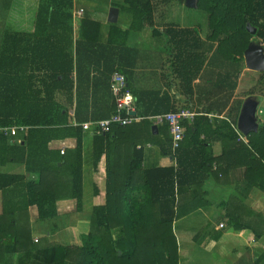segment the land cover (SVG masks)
I'll list each match as a JSON object with an SVG mask.
<instances>
[{"label":"trees","instance_id":"1","mask_svg":"<svg viewBox=\"0 0 264 264\" xmlns=\"http://www.w3.org/2000/svg\"><path fill=\"white\" fill-rule=\"evenodd\" d=\"M35 1L21 0L17 6L12 4L11 17L21 14V10L22 13L29 10ZM122 1L119 8L130 15L129 27L122 30L116 23L110 24L106 43H100L99 24L89 17L81 19L79 37L74 38L73 0H38L37 8L34 6V21H29L33 30L19 35L24 40L23 53L16 54L13 42L7 53L3 51L0 55L1 63L13 65V68H0V127L26 128L22 144L10 143L9 136L0 134V164L20 161L25 171L36 175L35 179L27 180L25 175L0 173L3 205L0 264H5L14 253L19 254L18 264H178L173 222L197 206L191 205L190 200V206L181 210L179 195L184 188L190 189L192 199L197 193H204L203 185L215 171L210 141L201 139L200 135L207 136L206 130L213 131V126H230L217 117L210 120L206 114L224 112L225 117L236 124L243 98L251 97L259 104L260 97L256 94L264 96V71H257L254 85L237 91L239 75L245 68V49L252 39L264 43V0H198L197 8L202 9L207 18L205 37L200 36L197 28L172 24L164 28V35L176 50L175 58H179L182 90L191 94L193 81L211 61L217 64L219 71L208 94H224L226 101L212 100L190 123L184 120V138L171 151L168 125H158L159 131L153 134L150 117L178 111L173 98L167 91L133 93L137 97L136 112L142 119L95 134V158L106 156L105 189L101 201L92 208L90 227L81 235V244L34 242L29 220L23 221L20 211L24 210L27 217L28 207L35 205L37 219L46 220L57 215V200L70 197L76 198L78 203L80 199V132L83 129L81 123L72 124L66 101H72L73 93L77 95L80 89L87 94L94 92L98 77H92L91 72L98 71L99 67L108 75L114 71L126 75L124 63L114 58L120 57L116 54L119 48L128 49L129 30L149 28L158 32L155 16H159V10L172 2L184 3V0ZM248 26L255 32L250 33ZM9 35L14 41L16 33ZM16 62L20 64L17 69L14 68ZM152 95L161 102L159 107L147 109L146 105L139 104L141 99H151ZM185 107H189V102ZM114 111L112 97L109 116ZM133 124L137 126L138 136L132 144H156L162 154L175 160V167H144L143 150H135V147L128 156H123L119 147L122 135L126 127ZM69 136L76 139L73 163H68L65 155L44 150L52 139ZM227 137L237 139L233 130ZM236 144L232 143L230 152L232 156L238 154L241 161L225 163V168L241 169L243 178L251 186L264 191V122H259L258 130L247 135L246 143H239L240 149ZM234 200L237 203L234 209H229L227 201L224 203V216L230 229H247L255 239L260 238L264 233V217L246 220L239 202ZM254 264H264V249Z\"/></svg>","mask_w":264,"mask_h":264},{"label":"crops","instance_id":"2","mask_svg":"<svg viewBox=\"0 0 264 264\" xmlns=\"http://www.w3.org/2000/svg\"><path fill=\"white\" fill-rule=\"evenodd\" d=\"M19 1L21 0H0V55L3 51L7 53V49L13 46L14 42L16 54L20 56L24 50V40L19 35L30 33L33 30V24L29 25V21H34L38 0L33 2V7L30 6L29 10L25 9L23 13L21 10V14L17 13L15 18L11 17L10 7L12 4L17 6ZM82 1L89 5L90 10H97V5L101 1H108L111 7L119 9L116 25L122 30L129 27L130 15L119 8L123 4L122 0H73L74 38L79 37L81 19L87 17L83 15ZM79 10H82L80 15L78 14ZM121 12L123 16L119 18ZM89 18L99 24L98 41L106 43L109 25L114 24L108 21V14L106 18L99 17V15H92ZM169 24L180 26L161 15L160 17L155 16V27L159 29L158 32H152L149 28L138 31L129 30L126 38V46L129 50L119 48L116 54L120 57H116L114 60L124 63V69L127 71L125 75L127 85L132 93L158 91L162 94L167 91L179 109L189 108L195 112V116L201 115L199 111L208 107L212 100L226 101L224 94L222 96L216 93L208 94L209 89L214 85L219 67L210 61L212 57L210 54V62L205 64L198 77L193 81V91L187 95L179 84V58H175L176 50L169 43L168 37L164 35V28ZM13 32L16 33L14 41L9 35ZM205 35L206 32H200L202 38ZM174 62H177V65H174ZM19 67L20 64L16 62L14 68ZM0 68H13V65L0 62ZM97 69L98 71L91 72L92 77H98L94 92L89 91L87 94L80 89L77 95L75 92L73 93L72 101H66L72 124L105 118L112 112V96L109 89L111 74L108 75L107 71L100 67ZM247 70L245 66L239 75L237 91L241 87V75ZM152 96L151 99H141L139 104L146 105L147 109L159 107L161 102L155 95ZM135 98L137 100V97ZM246 98L244 97L243 101ZM152 101L156 105H152ZM228 101L229 106L232 98ZM186 102H189V107H185ZM136 105L135 114L142 117L137 114ZM206 116L210 120L217 117L219 120L228 122L230 126H213V131L206 130L207 136L200 135L201 139L210 141L211 154L215 158L212 169L217 171H214L213 176H210L204 183V193L199 192L192 199L190 189L184 188L179 195L181 210L189 205L190 200L191 205L197 206L173 222V232L178 245V264H254L255 259L264 249V233L260 238L255 239L252 232L247 229L231 230L227 218L224 216L225 201L228 202L229 209H234L237 206L234 200L236 199L246 220L252 217H264V191L262 188L251 186L243 178L241 169L225 168V163L238 164L241 161L238 154L232 156L231 145L235 142L237 148L240 149L239 143H246L247 135L240 133L237 125L232 124L225 117L224 112L219 115L209 113ZM92 117L93 119H91ZM256 118L259 124L257 114ZM192 120L185 121L190 123ZM154 125L156 126L155 130L152 129ZM158 127L154 122L151 124L153 134H157ZM126 128L125 135H122L123 140L119 145L123 156H128L129 152L133 151L131 148L135 147V150H143L142 165L144 167H175V160L169 155L162 154L156 144L146 142L134 146L132 141L134 143L137 140L138 130H135L137 126L133 124ZM11 129H14V132L6 134L9 136L10 143H24L22 133L26 128L18 126ZM232 130L237 136L234 141L227 137ZM142 132L145 136L146 133L143 129ZM95 134L97 132L90 130L80 132L81 191L79 202L77 203L76 198L70 197L57 200V215L46 220L37 219L35 205L28 207L27 217L24 210L20 211L23 221L29 220L30 235L34 242L79 245L81 244V235L88 232L92 208L101 201L105 189L106 156L103 154L99 159L95 158ZM75 145L74 137L56 138L49 141L44 150L50 149L58 152V155H65L68 163L71 164L74 160ZM0 173L25 175L27 180L36 178L32 172L25 171L24 163L20 161H7L0 164ZM2 209V192L0 191V214ZM18 260V253L10 254L5 264H18Z\"/></svg>","mask_w":264,"mask_h":264},{"label":"built area","instance_id":"3","mask_svg":"<svg viewBox=\"0 0 264 264\" xmlns=\"http://www.w3.org/2000/svg\"><path fill=\"white\" fill-rule=\"evenodd\" d=\"M81 12L82 10H79L78 14L80 15ZM109 87L115 111L108 118L81 123L80 126L84 131L106 133L110 132L115 126H125L142 119V117H138L135 114V96L127 87L126 76L123 73L114 71L110 76ZM194 116L195 112L189 108H181L175 112L170 111L165 114L152 116L150 119L156 125L163 123L168 125L171 136V149L174 151L184 138L183 121L192 120ZM12 132H14V129H11V127L0 128V133L4 135Z\"/></svg>","mask_w":264,"mask_h":264},{"label":"rangeland","instance_id":"4","mask_svg":"<svg viewBox=\"0 0 264 264\" xmlns=\"http://www.w3.org/2000/svg\"><path fill=\"white\" fill-rule=\"evenodd\" d=\"M83 15L90 17L92 15H99V17L106 18L108 10L111 7L108 1H101L97 5V10H90L89 5L82 1ZM159 17L166 16L170 21L179 24L182 27H190L199 29L201 32L207 31V18L206 13L200 8H192L186 6L184 3L172 2L170 5L165 6L159 10ZM123 16L120 13L119 18ZM145 31V30H144ZM251 43L254 45H261L264 50V43L261 40L252 39ZM257 79V71L247 70L241 75V87L239 91H244L250 86L254 85ZM260 103L257 108V117L259 122H264V96H260Z\"/></svg>","mask_w":264,"mask_h":264},{"label":"water","instance_id":"5","mask_svg":"<svg viewBox=\"0 0 264 264\" xmlns=\"http://www.w3.org/2000/svg\"><path fill=\"white\" fill-rule=\"evenodd\" d=\"M197 3L198 0H184V4L192 8H196ZM118 11L117 7H111L108 12V21L115 23ZM248 30L250 33L255 32V29L250 26H248ZM244 64L248 70L264 71V50L261 45L250 43L247 46L244 51ZM258 105L257 100L247 97L240 106L236 125L238 131L245 136L258 129L256 118ZM152 129L155 130L156 126L154 125Z\"/></svg>","mask_w":264,"mask_h":264}]
</instances>
